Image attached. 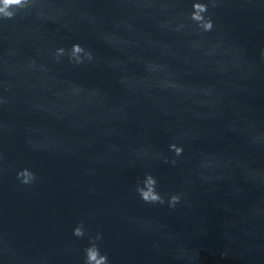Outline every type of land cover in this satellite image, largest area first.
Here are the masks:
<instances>
[{"label":"water","instance_id":"95a60500","mask_svg":"<svg viewBox=\"0 0 264 264\" xmlns=\"http://www.w3.org/2000/svg\"><path fill=\"white\" fill-rule=\"evenodd\" d=\"M197 2L0 4V264H264V0Z\"/></svg>","mask_w":264,"mask_h":264},{"label":"clouds","instance_id":"9594fccd","mask_svg":"<svg viewBox=\"0 0 264 264\" xmlns=\"http://www.w3.org/2000/svg\"><path fill=\"white\" fill-rule=\"evenodd\" d=\"M8 3H17V4H25L27 3V0H0V4L7 5ZM208 2L206 0H198V2L195 4V8L197 11L192 14L195 18V20L198 22V26L204 30L209 31L211 30L213 25V20L209 15H206L208 9ZM2 10V9H0ZM5 15L11 16V12H5ZM65 49L63 46L56 48L55 52L57 55L64 53ZM71 56L76 60V62H79L83 57L80 55L81 53H84L89 58L91 57V53L84 51L81 49L79 44L74 43L71 46L70 49ZM170 148L174 150L176 155H180L183 152V146L177 145L175 142L170 144ZM174 162V161H173ZM34 179V176L31 180L25 181L21 180L23 183H29ZM141 193V198L144 199L146 202H152L155 203L159 201L161 204L164 203L163 198L160 196L158 192L155 191L154 188V181L149 180L146 184L145 188L138 187L137 189ZM181 200V194L180 193H172L168 198V204L169 207H175V205ZM73 232L75 235H80L82 233V229L79 225H77ZM86 264H95L94 258H100L103 256L102 264H108L107 256L104 254H101L99 249L95 247V245H90L89 248L86 250Z\"/></svg>","mask_w":264,"mask_h":264}]
</instances>
